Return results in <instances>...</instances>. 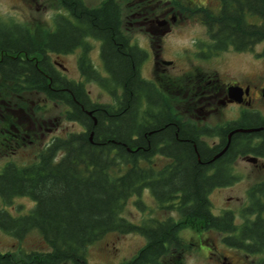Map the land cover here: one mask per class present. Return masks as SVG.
Segmentation results:
<instances>
[{
    "label": "trees",
    "instance_id": "16d2710c",
    "mask_svg": "<svg viewBox=\"0 0 264 264\" xmlns=\"http://www.w3.org/2000/svg\"><path fill=\"white\" fill-rule=\"evenodd\" d=\"M218 1L216 13L190 11L205 26L211 51L241 52L264 41V0ZM67 2L63 5L73 13L75 24L58 18L57 32H45L41 44L21 25L0 19V87L10 85L15 94H42L62 104L65 119L82 128L64 139L54 138L30 165L7 163L0 168V201L33 202L22 216L10 217L0 209V228L15 238L35 232L48 247L28 255H0V264H21L22 259L29 264H88V247L110 233H139L146 240L122 264H159L168 247L181 246V227L173 217L138 225L122 215L126 201L145 190L159 210L203 223L205 229L227 235L226 245L264 256V203L250 202L242 211L246 222L238 233L230 215H211L206 192L219 182L221 167L207 162L194 132L181 129L166 97L140 77L146 54L129 46L127 36L118 31L117 8L112 2L93 10L79 0ZM84 36L101 42L107 75L101 77L84 55L80 67L84 74L88 71L85 82L97 83L113 95L121 88L113 105L92 102L85 83L61 76L47 56L69 53ZM166 123L174 125L168 129ZM151 131L157 133L147 136ZM156 145L172 160L159 171L153 167ZM252 212H258L254 221L249 220ZM258 264H264V258Z\"/></svg>",
    "mask_w": 264,
    "mask_h": 264
},
{
    "label": "flooded vegetation",
    "instance_id": "af4514ba",
    "mask_svg": "<svg viewBox=\"0 0 264 264\" xmlns=\"http://www.w3.org/2000/svg\"><path fill=\"white\" fill-rule=\"evenodd\" d=\"M79 1L89 10L98 9L105 3L112 2L117 8L119 17L118 31L127 36L129 46L136 47V49L142 50L146 54V59L139 65L140 77L151 83L154 91H158L166 97L170 115L180 123L181 129H191L194 132L196 141L201 144L202 153H204L203 156L207 162L221 167L217 179L219 182L216 181L206 192L208 201V196L214 191L236 186L245 189L246 200L244 203L239 197L233 198L236 203L235 209L231 208L232 206L225 207L222 210L221 208L218 209V212L215 213L212 207L210 208V213L213 217L230 215L234 225L237 227L236 233H238V229L246 222L242 217V211L249 206L250 202L264 203V41L241 52L233 49L211 51L208 41V43L203 44V47L200 46L198 48L196 56L200 59L195 60V63L183 59L181 61L183 66L177 70L179 73L169 75L168 70L169 68L174 69L175 61H169L161 57L165 48H162L163 39L173 33L175 30L174 25L189 18L188 0H181V5L179 4L176 7L183 15L175 10L172 5L167 8H158L153 5V0H134L127 8L130 10V14L125 25L120 4L122 0H100L98 5H88V0ZM63 2L65 4L68 3L67 0H57L56 3L60 11H56L53 15L50 14V21H45L47 27L41 31V39L38 41L40 44L46 39V33L57 32L58 25L56 20L58 18L62 17L66 21L69 20L72 24H75L73 13L63 5ZM38 4L39 0H0V11L8 8L9 12L7 13L25 17L32 9L39 11L40 7ZM25 12L28 13L26 14ZM3 22L21 25L32 34V29L24 22ZM133 30L144 32L148 36L149 40L146 43L148 49L138 47L132 40L130 31ZM91 41L97 43L101 66V71H99L90 61L93 70L97 71L101 77H107L100 55L101 42L91 36L82 37L79 46L71 49L69 53H48L47 56L57 70L61 68L65 71L66 69L58 59L66 55H74L80 78L77 82H82L83 79L85 80V74L88 71L86 70L85 74L82 72L80 60L84 55L89 59V54L92 50ZM35 58L33 57V59ZM238 61L240 63L239 71L230 73L227 69L228 66ZM142 67L144 70L146 69L149 77L145 78L141 75ZM58 72L61 76H64V72L61 73L59 70ZM104 91L109 93L108 90ZM121 93V88H118L114 95L109 93L113 100V103L110 104H102L91 100L95 104L113 105L115 96H120ZM173 125L166 123L165 127L169 129ZM11 130L15 131V128L11 126L6 133L17 138L18 135H13ZM156 133L157 131H151L147 136L151 137ZM183 135L188 134L185 132ZM9 138L6 137L4 140H0V143L7 142ZM178 141L184 144V140ZM160 147V145H156L153 151V167L156 171L169 166L172 162L170 158L159 152ZM194 151L197 153L195 147ZM197 162L199 163L198 154ZM5 164L0 166V168ZM6 206L0 201V209H4L10 217L24 214L12 215ZM257 214L258 212L250 213L249 220L254 221ZM236 220L237 224H235ZM208 230L214 231L212 229ZM0 233L14 242L20 243L24 242L26 237V234L16 238L9 236L1 228ZM222 238V244L225 246L224 239L226 237ZM213 249H207V254L204 256V264H244L239 261V257H236L235 261H231L227 256L217 255ZM229 249L239 251L246 256H262L260 253L252 254L230 246ZM18 253L29 254L20 246L13 252L0 253V255ZM183 259V257H179L173 264H184L182 262ZM21 264L29 263L27 260L24 261L22 259Z\"/></svg>",
    "mask_w": 264,
    "mask_h": 264
},
{
    "label": "rangeland",
    "instance_id": "374dc122",
    "mask_svg": "<svg viewBox=\"0 0 264 264\" xmlns=\"http://www.w3.org/2000/svg\"><path fill=\"white\" fill-rule=\"evenodd\" d=\"M87 1V0H86ZM134 0H122L121 6L124 16V25L129 17L130 10L127 8ZM187 1V0H185ZM188 16L182 19L177 25H174V31L165 36L162 43L163 54L161 57L166 60L175 61V67L169 68V75L178 74L177 71L182 65V60H190L195 63L198 48L203 47L208 42L206 28L200 23L197 16H192L190 11L194 9H207L216 13L219 8L218 0H188ZM57 0H39V11L34 9L30 13L25 12L27 16L22 17L9 14V9L0 11V19L2 21L24 22L32 29V36L35 41H40L41 31L45 30L46 20L50 21L51 15L58 8ZM88 5H98L100 0L87 1ZM57 4V5H56ZM181 5V0H153V5L158 8H167ZM51 14V15H50ZM183 15V14H182ZM12 18V19H10ZM132 40L142 49H148L146 43L148 36L144 32L130 31ZM92 50L89 59L92 65L101 71L99 48L97 43L91 41ZM193 60V61H192ZM58 61L66 69H58L63 75L72 81H79V74L75 62V56L70 54L63 56ZM191 65V63H189ZM227 68V67H226ZM225 68V69H226ZM192 69V68H191ZM230 73L238 72L240 69L239 61L233 63L227 68ZM141 75L145 78L149 77L146 69L141 68ZM85 88L90 99L102 104L113 103L109 93H106L97 83L85 82ZM10 85L0 87V140L8 138V141L0 143V166L5 163H13L18 167L30 165L35 162L38 154L50 144L54 138H66L69 133L81 131V127L73 124L65 119V110L62 104L50 102L43 97L42 94L36 92L13 93L10 91ZM13 126L15 131L11 130L13 135L6 133ZM239 197L244 203L246 200L245 189L239 186L212 192L208 198L211 203L212 210L216 213L218 209L231 207L235 209L236 203L233 198ZM231 199V200H227ZM140 200L139 206L136 204ZM33 206V202L28 198H15V201L7 205L8 211L12 215L26 213ZM122 215L129 221L138 225H144L149 220H163L168 217L176 219L181 229L179 236L181 239L180 247H168L166 254L161 258L159 264H173V262L183 257L184 264H204V256L207 249L214 248V252L220 256H227L231 261H235L239 257V261L244 264H257L264 256H246L239 251L229 249L228 245L222 244V237L227 235L205 229L199 222H189V220L181 219L176 214H171L167 210H159L156 202L153 201L151 195L145 190L139 196L130 197L123 208ZM237 224V220L235 221ZM145 244V238L139 233L117 234L110 233L105 235L99 242L88 247L86 252V260L88 264H121L133 257L135 253ZM13 245V247H12ZM23 247L27 253L45 252L48 247L42 238L35 232L26 235L24 242H14L7 236L0 233V253L13 252L17 248ZM227 246V248H226Z\"/></svg>",
    "mask_w": 264,
    "mask_h": 264
},
{
    "label": "water",
    "instance_id": "95a60500",
    "mask_svg": "<svg viewBox=\"0 0 264 264\" xmlns=\"http://www.w3.org/2000/svg\"><path fill=\"white\" fill-rule=\"evenodd\" d=\"M88 115L91 116V113H88ZM93 122H94V124H96V121L94 118H93ZM91 136H92V134H91Z\"/></svg>",
    "mask_w": 264,
    "mask_h": 264
}]
</instances>
